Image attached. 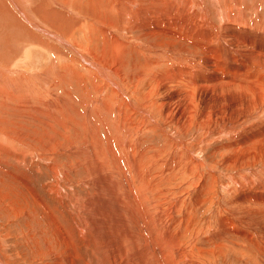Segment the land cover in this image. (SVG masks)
Returning a JSON list of instances; mask_svg holds the SVG:
<instances>
[{
    "label": "rangeland",
    "instance_id": "374dc122",
    "mask_svg": "<svg viewBox=\"0 0 264 264\" xmlns=\"http://www.w3.org/2000/svg\"><path fill=\"white\" fill-rule=\"evenodd\" d=\"M224 1L215 6V12L226 9ZM82 2L76 3L79 15H71L76 19L90 12L87 6L83 8ZM29 3L32 8L38 0ZM206 5L210 11L211 3ZM250 7L245 8L247 16L252 15ZM9 22L0 14V256L4 264H264V201L248 200L252 193L264 194V154L258 150L264 147V139L248 140L256 133L254 129L264 124L256 110L251 117H245L247 123L243 121L230 134L219 137L216 133L217 137H212L202 150L193 145L205 133L196 126L203 110L194 109L190 128L186 135L182 133V139L197 149V154L189 158L179 154L178 143L167 135L173 134L175 126L165 124L162 115L154 114L160 127L154 128L150 123L138 150L136 136L125 141L117 135L114 109L127 107L123 105V97L112 93L111 85L108 84L107 92L99 93L103 78L95 77L96 70L89 73L77 60L78 56L63 51V46L50 37L32 31L36 38L49 40V45L56 46L45 49L32 33L29 37V29L23 22L14 21V27ZM131 34L137 37L141 31ZM142 42L171 46L175 38L156 36ZM134 45L124 49L126 67L119 68L126 82L124 91L127 92L128 86L127 97L137 106L142 85H147L137 81L146 74L141 71L151 67L149 59L154 60L157 54L142 52ZM81 49L86 52L85 47ZM92 49L87 48V52L90 54ZM161 63L169 64L170 60L164 57ZM165 67L160 68L161 72ZM95 81L98 83L93 85ZM227 93L223 96H233ZM107 94L117 97L116 103L104 100L100 101L101 108H96L94 100ZM227 98H215L213 107L210 106L214 114L222 116L221 103ZM107 104L110 109L105 112L102 109ZM155 104L150 105L152 112ZM261 107L264 110V104ZM214 120L213 117L210 127L216 129L219 122ZM242 125H250L252 129L246 131ZM240 133L242 137L236 141L234 136ZM242 138L246 143H241ZM238 144L243 147H237ZM236 147L243 150L240 152ZM255 149L259 159L254 164L244 167L234 164L235 156L254 154ZM103 154L104 157L100 156ZM135 170L144 173L143 184H148V190H143ZM164 171L165 178L161 174ZM239 220L242 222L238 226Z\"/></svg>",
    "mask_w": 264,
    "mask_h": 264
},
{
    "label": "bare ground",
    "instance_id": "6f19581e",
    "mask_svg": "<svg viewBox=\"0 0 264 264\" xmlns=\"http://www.w3.org/2000/svg\"><path fill=\"white\" fill-rule=\"evenodd\" d=\"M30 1L31 0H0V14L6 19L7 22L8 20L11 21L8 23L11 27H14L13 22H16V20H18L19 22H23L25 24L23 26H26L27 29H29V34L34 31L40 33V36L46 35L50 37L49 39H52L53 42L57 43V45L63 46V51L67 50L68 52L69 50L70 53L78 56L77 60L82 63V66L85 67V69L89 73L93 71L95 72L96 70L97 76L95 77H99L100 79L101 77L103 78V84L98 87L99 93L102 95L104 94V92H107L109 90V84L112 86V93L117 94V96L119 95L123 97V100L125 102L123 105L127 107L125 108L126 110L114 109L116 111L114 121L117 124V127H115L117 135L119 134V136L125 141L130 140L131 136H136L134 142L137 144L138 150L142 148L143 135L147 130L150 129V123L153 124L154 128L160 127L159 121L155 119L154 114L155 116L159 114L162 115L161 119L166 122L165 124L170 123V125L175 126L173 129V134L168 132L167 135L171 138L170 140H176V143H178L176 147L180 148V151L178 150V152L185 158H189L197 154L195 153L197 149H193L192 146H189L190 142H185L184 139H182V135H186L188 128H190V121L193 118L194 109L197 112L200 108H202L200 111H203L200 115L205 118L204 119L200 116L199 119H201V121L199 119L197 121V128H202L201 131H205V133H203L202 135L200 134L201 136L199 138V141L194 142L195 144L193 145L195 148L198 147L202 150L206 148L208 142H210L212 137L215 138L216 133H219L218 136L220 137L222 135H225L226 133L236 130L237 126H239L240 123L243 124V121L247 123V121L244 120L245 117H251L252 114L255 113V110L258 114H260L261 119L264 120V110L261 107V105L264 104V0H225L227 1L226 9L221 8L218 10V12H215V6H218V3L222 2L223 0H84V2L82 3L85 6L83 5L84 7H82L85 8L87 6L90 12H84V15L86 17L80 16L79 19H76L71 15H79L80 9L78 10L76 3L80 2L81 0H38L36 6L29 8ZM209 2L211 3L212 7L210 11H208L210 8L208 9L206 7V4ZM80 4L81 3H79V6ZM248 6H251V16H247L248 13L245 11V8ZM17 16H19L20 18ZM212 17L215 18L218 23L213 22ZM26 24H28L29 26ZM253 27H255L256 29L254 30ZM24 28L25 27H23L22 29ZM135 30L141 31V34L137 37L131 34V32ZM94 34H97L98 36ZM77 35H81V38ZM33 36L35 35L33 34ZM156 36H170L172 38H175V43L173 42L171 46H167L166 44L159 45L158 42H150L148 44L142 42L145 38L152 39ZM29 37H32L31 34ZM30 39L32 40V38ZM36 39L39 44L43 45V47L45 46V49H48L46 47H54L56 49V46H54L53 44L49 45V40L44 41L40 37L36 38L35 36V41ZM146 42H148V40H146ZM179 42L182 43L179 44ZM133 44H135L133 48L139 49L142 52L148 51L152 54H157L154 60L149 59L148 62H150L151 67L149 69L146 68L147 70L143 69L141 73L145 72L146 74L137 81L139 84H141L140 82H145L147 84L146 86H143L141 84L142 91L140 92V95L136 100L138 104L137 106H135L134 103L127 97L130 96L128 86L125 87V90L127 92L124 91V85L126 84V82H124L122 71H120L119 68L122 67L123 69H125L126 62H124L123 51L126 48H132ZM91 46L93 47V49L89 54L87 52V48H90ZM192 46L194 47V49L189 50V48H191ZM81 47H85L86 52H84ZM99 47H101V52H98ZM164 57H167L170 60L169 64L161 63V61L164 60ZM177 65H179L180 67H175ZM163 66L166 67L165 70L161 72L160 68ZM232 67L234 68L232 69ZM228 68H230L229 71ZM4 70H6V68ZM148 72L151 73L150 76L148 75ZM18 79L20 80V78ZM97 83L98 81H95L93 82V85ZM222 83H224L225 85ZM11 87L13 88L12 85ZM20 88L21 87H19V89ZM152 88L155 89L152 91L150 90ZM204 90H210V92L208 93L209 95L203 93ZM227 92H230L234 97L231 95L227 96L228 98L224 97L223 95ZM26 94L27 93H25V95ZM234 94H237L239 96L243 95V98L237 97ZM216 97L228 99L224 102L220 100L223 102H220L223 106L220 111L218 108L214 107L215 109H218L220 113H222L221 117L218 116L217 113L214 114V111L210 109V106H212V103L215 102ZM111 99L113 100V103H116L115 100L117 99V97L115 98L110 94L109 96L107 94V97L105 98H102L98 95L96 100H94V103L92 101L90 102H92L96 106V108H101L103 103H100V101L110 100V102H112ZM154 103L157 104L154 105L155 112H152V110H150V105H153ZM108 109H110V106L107 104L106 107L102 110L107 112ZM227 115L228 118L226 117ZM213 117L215 119L214 122H219V124L221 125L220 128L218 127L219 124L217 125L216 129L210 127ZM226 118L232 121L226 122ZM255 124L256 123H254V125ZM242 127L244 130L246 128V131L247 129L251 128L250 125H242ZM163 130L167 132L166 129ZM214 130L217 131L214 132ZM254 130L256 131V133L250 135V139L248 140L254 138L256 139V141L260 142L261 139H264V124L263 126H259ZM241 134L242 133L238 135L236 134L234 136V139H237L236 141H238V138L240 136L242 137ZM242 139V142H240L243 144V142H245V139ZM98 143L99 142H97V144ZM248 144H246L247 147ZM239 145L241 144H238L237 147ZM95 146L98 147V145L96 144ZM241 146L243 147V145ZM246 148H244V151L246 150ZM107 149L108 148H106V150ZM237 149H240V152L243 150L241 149V147ZM258 150L259 152L261 151V154H264V147H261V149L258 148ZM258 150H256L254 154L252 152H245L243 155L241 154V156H235L234 164L237 167H244L254 164L256 160L259 159ZM100 156L104 157V154ZM169 156L168 159L170 158ZM160 167H162L161 162ZM165 167L166 166L164 164V169ZM99 168L101 167L99 166ZM146 168H148V166H146ZM190 168H192V166H190L189 169L187 168L188 171H190ZM137 173L139 179L138 181H141L140 183H142V187L144 188L143 190H148V184H143L142 178L144 176V173L140 171H137ZM161 174L164 178L167 177V173L165 171ZM189 175H192V172H190ZM202 182L204 183V180ZM241 182L240 184L243 185ZM238 183L239 182H237V184ZM195 189L197 191V188ZM258 190L260 191L262 189ZM154 193H152L151 196H153ZM181 194L182 193H180L179 196ZM196 197L195 200H197L198 202L199 199H197ZM259 198H262V201H264V194L252 193L248 200L252 202H259ZM152 201L154 202L153 199ZM179 201L180 200H178L177 202L179 203ZM198 203L196 204L198 205ZM250 206L252 207V205ZM157 222L155 223L157 224ZM241 222L242 221H240L238 226L241 224ZM171 225H169V227ZM156 226L157 225H155V227ZM120 233L118 235H120V237L121 235L123 236V233ZM173 251H175V249ZM185 261L186 263H188V258H186ZM189 263L192 262L190 261ZM0 264H4V259L2 256H0Z\"/></svg>",
    "mask_w": 264,
    "mask_h": 264
}]
</instances>
